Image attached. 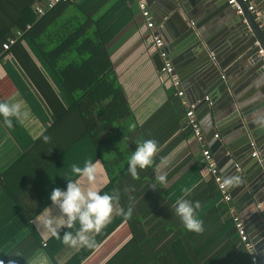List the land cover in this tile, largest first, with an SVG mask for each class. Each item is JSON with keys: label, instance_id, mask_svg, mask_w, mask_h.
<instances>
[{"label": "trees", "instance_id": "obj_1", "mask_svg": "<svg viewBox=\"0 0 264 264\" xmlns=\"http://www.w3.org/2000/svg\"><path fill=\"white\" fill-rule=\"evenodd\" d=\"M107 1L76 2L78 14L75 16L73 13L66 15L71 8L73 12V0L58 2L40 16L33 12L34 14L27 22L28 28L24 29L22 26L20 35L10 37L9 39L14 40L13 43L0 54V57L11 56V63L8 61L5 64L7 74L39 117L43 118V111L46 110L40 103L39 94L51 112L52 104L53 106L57 104L53 99L59 96L60 106L62 107V103L67 106L65 113L71 110L73 117L79 115L80 133L73 140L76 145L69 147L68 154L76 151L72 160L76 161V165L80 167H83L87 160L95 163L101 159L110 182L100 193L118 194V206L125 210L132 207L130 201L128 204L119 195L118 180L121 179L127 187L129 198L137 210V218L135 219L133 211L130 218L114 214L99 233L93 234L97 246L123 222H128L131 237L116 253L121 255L128 250L132 254L137 253L139 247L134 248V246L141 237L138 236L135 226L139 225L138 227L141 228L140 223L148 224L156 220V226L150 229L141 245L153 244V241L157 239L173 238L175 242L182 244L187 255L192 258L198 255L200 245L220 231L214 243L203 251L201 257L215 255L213 251L219 240L223 244L224 253L235 241L240 242L239 237L232 219L227 215L228 205L221 199V194L212 177L207 173H201L204 167L202 149L195 140L191 126L186 122V106L175 95V89L166 84L167 75L161 71L163 59L158 49H154L151 55L157 83L166 88L167 99L143 123L140 124L135 120L127 93L115 69L112 58L114 49L108 48L106 40L120 15L129 7L133 16L135 15L137 26L141 28L140 26L144 25L148 31L149 29L137 9L135 0H119L111 12L107 10L108 12L106 11L103 16H96ZM137 12L139 16L136 15ZM141 35L145 37V40L151 41L149 33L143 35L141 32ZM26 48L37 58L42 66L41 70L22 66V63L27 62L28 66L31 62ZM13 63H18V69ZM58 120H60L58 117L52 115L53 123H57ZM15 126H17L16 123L13 124V131ZM106 138L108 141H114V147L109 151L103 148ZM144 139H154L157 142L158 151L153 158V166L143 170L137 169L138 174L133 178L127 171V160L135 150L136 142ZM117 140H120V147L116 146ZM167 141H169L168 144L164 145ZM85 143H87L86 146L82 145ZM21 146L23 147L24 144ZM184 147L187 150H182ZM173 148L175 156L182 157L183 160L173 163L174 169L169 172V175L172 177L177 176L176 174L180 175L174 181L166 177V183L161 185L152 178L158 170L156 167L160 160ZM186 151L188 153L184 155ZM76 178L78 177L71 174L69 176V179L76 180ZM185 188L190 191L184 198L199 202L200 207L196 209V215L203 221L202 233L184 229L179 218L174 214L175 201L183 195ZM153 189L156 190V195L152 194ZM15 194L16 190L11 189L9 185L0 184V206L6 207L3 205L5 203L9 205L10 210L12 209L9 213L10 224L0 219V227H4L2 229L4 234H8V228L14 225H19L17 229L21 227V231L34 230L30 222L26 221L27 224H25L22 217L17 214ZM165 200L171 206L170 212L166 215H164L165 203H167ZM157 207L158 210H155ZM78 227L77 224L73 229H61L58 237L52 236L43 242L41 249L52 264H82L95 250L81 247L66 261H58V253L67 246L62 243L63 232H74ZM11 232L15 233L14 229ZM237 254L248 264L249 255L242 243L237 248ZM197 260L198 256L196 260L191 261L193 264H199ZM26 263L22 261L20 264ZM106 264H114V261ZM208 264H214V261Z\"/></svg>", "mask_w": 264, "mask_h": 264}, {"label": "crops", "instance_id": "obj_2", "mask_svg": "<svg viewBox=\"0 0 264 264\" xmlns=\"http://www.w3.org/2000/svg\"><path fill=\"white\" fill-rule=\"evenodd\" d=\"M46 1L48 0H0V54L4 51L2 44L6 40H10V37L20 35L22 32V26H24V29L28 28V19L34 13L37 15L35 6L38 4H44ZM80 1L82 0H73V12L71 8V10L69 9L66 12V15L69 16V13H73L74 16L77 15L76 2L79 3ZM118 1L119 0H108L105 2L106 4H104L97 12L96 16H103L107 10L111 12L113 6L117 4ZM151 1V5L155 6L156 4L154 3L162 0ZM252 1L255 7L260 9V11L264 10V0ZM165 2L167 5L169 0H165ZM188 2L189 1L186 0V3ZM146 7L149 12V19L153 22V28L151 30L162 39L164 44L165 41L163 34L154 25L155 20L152 15L150 16L151 6H148L146 3ZM79 13L81 14L80 11ZM136 15L139 16V13L137 12ZM140 27L141 28L137 26L135 15L133 16L131 7H129V9L120 15V18L114 24V27L107 35L108 39L106 42L108 43L109 49H114L112 58L115 63V69L119 81L127 93L128 101L134 113L135 120L141 124L166 101L167 94L166 88L157 83L155 75L156 70L154 69L153 58L151 55V52L154 50L152 47V41L149 42L147 41L148 39L145 40V37L143 38L141 35V32H143V35L148 34V30L144 25ZM230 48L231 44L230 47H223V54L226 55ZM26 50L29 52L31 62L28 63V66L27 62L22 63V66L27 68L34 67L35 69L41 70L42 66L37 58L28 48H26ZM165 53L167 59L171 62L168 58V53ZM222 57L225 58V56ZM10 60L11 56L9 55L0 57V101L8 100L14 94L18 93L19 98L23 99L29 110V119L25 121L23 125L17 124L14 120L13 124L16 123L17 126H15L16 128L13 131V127L8 128L4 125L3 119L0 118V184H7L11 189L16 190L15 203L18 207L17 214L22 217L25 224L30 222L34 230L26 229L21 231V227L17 229L19 225H14L13 227L10 226L8 228L10 230V232L8 230V234H4L2 233L4 227H0V264H20L22 261L32 259L38 253H43L47 257L41 247L43 246V242H46L52 236L47 234L46 230L36 222V217L45 206L51 207L48 197L52 189L56 187L63 189L66 187L67 181L64 178H69L71 174V166L76 164V161L72 160L73 155H76V151H72L68 154V149L70 146L74 144L76 145V142L73 140L80 133V127L78 126L79 115H74L73 117V111L71 110H68L65 113V108H67V106L63 103L62 107L60 106L58 102L60 101L59 96L53 99L57 104L56 106H53L52 104L53 111L51 112L49 106L39 94L38 97L40 103L43 108L46 109L43 111L45 118H41L33 112L27 100L17 90L12 79L7 74L5 64L8 63V61L11 63ZM13 64L15 65V68L18 69V63ZM173 68L177 75L174 65ZM230 72V78L232 79V82H234L235 89L238 91V98L242 101H248L250 98H253L256 92L251 93V89H253L252 84L246 83L242 85V82H238L239 72L229 70L227 73ZM166 84L168 85L167 82ZM184 95L186 102L192 103V93L190 92V94H186L184 91ZM263 95L260 96L264 98ZM197 114L198 112L194 111L195 119L199 124L200 121ZM52 115H55V117H58L60 120H58L57 123H53ZM202 115H200V117H202ZM202 118H205V115ZM40 129H44V135L49 137L47 142L42 138L33 139V136H35ZM205 134L206 133H204V136ZM216 134L218 136L214 139H219L220 135L218 132ZM117 141L118 143L116 146L120 147V140ZM168 142L169 141L165 142L164 145L168 144ZM113 143L114 141H108V138H106L103 143V148L106 151H109L114 147ZM23 144L24 146L22 147L21 145ZM86 144L87 143L82 145L86 146ZM206 145L211 151L220 172L223 175L224 173L225 175L228 174L230 170L228 166L227 152L224 150L222 146L223 144L216 145L215 143L213 151L208 145V142H206ZM182 150H187V148L184 147ZM254 152L257 153V149H254ZM187 153L188 151H186L184 155ZM162 160L163 163H161ZM181 160H183V158L176 157L173 148L160 160L159 168L156 167L158 170L152 180L156 181V176L166 174L167 178L174 181L180 174H176L177 176L172 177L169 175V172L174 169L173 163ZM95 165L96 175L92 182H89L83 177H78L76 179H79L82 187H91L101 192L109 184L110 177L107 174L101 159H98L95 162ZM183 169L184 167L181 169V172ZM201 173H204L203 170H201ZM118 183L119 185L117 187L119 195H121L122 199H125L128 204L130 201V206L132 207L136 219L138 216L137 210L133 201L129 198L130 196L127 187L121 179L118 180ZM152 194H157L155 189H153ZM165 202L167 203H165L164 215L168 214L171 210L168 201L165 200ZM232 204L236 209L233 202ZM3 205L6 207L0 206V219L6 221V224H10L11 218L9 217V213L12 212V209L10 210L8 204L4 203ZM155 210H158V207ZM52 214L59 215L58 209L52 207ZM161 215L162 214L160 213V216ZM156 223V220L151 221V223L148 224L142 222L140 223L141 228L138 227L139 225H134L138 236L141 237L134 246V248L139 247L137 253L132 254L130 250L127 252L125 251V254L121 255L116 253L131 237L129 223L123 222L109 236L99 243L95 250L82 264H106L110 261H114V264H121L122 262L124 264H193L191 260H196V256H198L197 261H199V264H202V262L203 264H208L211 261H214V264H246L244 259L237 254V248L241 246V243L238 241H235L232 246L223 253V244L219 240L213 251L215 255L212 256L210 254L201 257L203 251L214 243L220 231L210 237L207 242L200 245L197 251L198 255L192 258L187 255L182 244L180 242H175L173 238H167L165 240L157 239L153 241V244L148 245L145 243L141 245V242L147 237L150 229L156 226ZM12 229H14L15 233L11 232ZM256 233H252V237L249 236L250 239L255 237L259 239L261 237L260 234ZM252 245L254 249V243H252ZM76 250L77 249L68 246L63 247L58 253V261H66ZM254 250H256L255 252L258 256L257 249L255 248ZM247 262L248 264H251L250 259ZM48 264H52L49 259Z\"/></svg>", "mask_w": 264, "mask_h": 264}, {"label": "water", "instance_id": "obj_3", "mask_svg": "<svg viewBox=\"0 0 264 264\" xmlns=\"http://www.w3.org/2000/svg\"><path fill=\"white\" fill-rule=\"evenodd\" d=\"M187 1L146 3L164 37L160 49L168 53L185 93H192L191 102L198 100L194 111L206 142L212 151L216 143L227 152L230 172L220 173L231 180L226 185L248 236H261L249 239L264 263V60L257 53L264 50V10L256 8L260 26L244 4L238 14L228 0ZM229 70L238 71V82L252 84L257 94L240 100ZM217 132L220 138L214 139Z\"/></svg>", "mask_w": 264, "mask_h": 264}, {"label": "clouds", "instance_id": "obj_4", "mask_svg": "<svg viewBox=\"0 0 264 264\" xmlns=\"http://www.w3.org/2000/svg\"><path fill=\"white\" fill-rule=\"evenodd\" d=\"M0 118L8 128L13 127L14 120L17 124L23 125L29 119V110L23 99L19 98L18 93L8 100L0 101ZM44 131V129H40L33 139L42 138L47 142L49 137L44 135ZM157 151V142L154 139L137 141L135 150L127 160L128 173L135 178L138 174L137 169L143 170L153 166V158ZM71 174L92 182L96 175V165L91 160L85 161L83 167L73 164ZM64 179L67 181L66 187L52 189L48 197L51 207L45 206L36 217V222L53 237H58L61 229H73L78 224L79 227L74 232H63L62 243L68 247L95 249L97 243L93 234L99 233L110 222L114 214L123 215L125 218L131 217L132 209L130 207L125 210L118 206V194H101L91 187H82L79 179ZM155 180L161 185L166 183V174L156 176ZM225 183L230 184L231 180L226 179ZM189 191L190 189H183V195L176 199L174 214L179 218L184 229L199 234L204 231L203 221L196 215V209L200 205L198 201L193 202L184 198ZM52 207L58 209L59 215L52 214ZM26 262L27 264H48V259L43 253H38Z\"/></svg>", "mask_w": 264, "mask_h": 264}, {"label": "built area", "instance_id": "obj_5", "mask_svg": "<svg viewBox=\"0 0 264 264\" xmlns=\"http://www.w3.org/2000/svg\"><path fill=\"white\" fill-rule=\"evenodd\" d=\"M62 1H66V0H48L44 4L36 5L35 11L37 15H43L46 12V10L52 8L56 3ZM135 3L141 17L145 19L146 27L149 29L148 33L152 41V47L154 49H158L163 59V65L161 67V71L167 75L168 85L175 89V95L178 96L181 100V103L186 106V112H185L186 122L191 126L195 140L201 146L202 149V156L204 158V167L202 170L204 173H207L212 177L214 183L217 186V189L221 194V199L225 203H227L228 205L227 215L232 219L234 223V227L239 237V241L246 248L251 264H263L259 259V257L257 256L255 250L253 249V245L249 239L247 230L242 220L240 219L239 214L236 212V209L233 207L232 198L228 190V187L224 181L222 174L220 173L219 167L217 166V163L213 158L211 151L206 145L204 133L195 119L194 109L196 103H198V100H196V102L187 103L186 100L184 99L185 95H184V89L181 86V81L179 77L175 74L173 65L167 59L166 53L160 49L162 46V39L158 35L154 34L153 31L151 30L153 28V22L149 19V12L146 7V1L135 0ZM228 3L238 14L242 13L241 4H244L247 10L255 15V20L259 22V25L263 26V22L261 21V14L259 11L256 10V7L253 4L252 0H228ZM13 41L14 40L12 39L5 41L2 44L3 50L8 49L10 44L13 43ZM257 53L258 55L263 56V60H264V50L259 48ZM215 136L217 135L215 134Z\"/></svg>", "mask_w": 264, "mask_h": 264}, {"label": "bare ground", "instance_id": "obj_6", "mask_svg": "<svg viewBox=\"0 0 264 264\" xmlns=\"http://www.w3.org/2000/svg\"><path fill=\"white\" fill-rule=\"evenodd\" d=\"M262 57V59H263V56H261Z\"/></svg>", "mask_w": 264, "mask_h": 264}]
</instances>
